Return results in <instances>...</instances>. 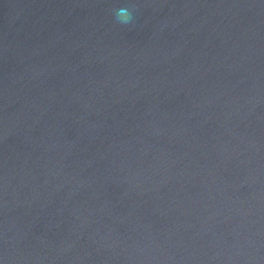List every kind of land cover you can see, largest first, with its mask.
<instances>
[{
	"label": "water",
	"instance_id": "obj_1",
	"mask_svg": "<svg viewBox=\"0 0 264 264\" xmlns=\"http://www.w3.org/2000/svg\"><path fill=\"white\" fill-rule=\"evenodd\" d=\"M0 264H264V0H0Z\"/></svg>",
	"mask_w": 264,
	"mask_h": 264
},
{
	"label": "clouds",
	"instance_id": "obj_2",
	"mask_svg": "<svg viewBox=\"0 0 264 264\" xmlns=\"http://www.w3.org/2000/svg\"><path fill=\"white\" fill-rule=\"evenodd\" d=\"M117 19L124 24L130 23L134 18V13L127 7H121L116 12Z\"/></svg>",
	"mask_w": 264,
	"mask_h": 264
}]
</instances>
